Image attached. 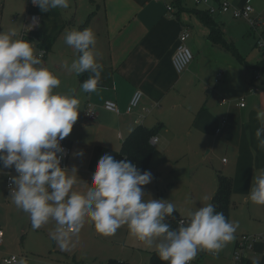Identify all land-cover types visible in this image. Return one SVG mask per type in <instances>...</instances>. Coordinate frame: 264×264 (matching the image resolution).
<instances>
[{
	"label": "crops",
	"instance_id": "0c3cea01",
	"mask_svg": "<svg viewBox=\"0 0 264 264\" xmlns=\"http://www.w3.org/2000/svg\"><path fill=\"white\" fill-rule=\"evenodd\" d=\"M228 1L238 6L247 2ZM10 3L20 7L9 11ZM198 4L196 0H70L67 9L41 12L39 6H34L30 0L27 4L26 0H0V31L15 29L19 35L28 10L42 15L40 40L35 44L47 49L45 67L61 81L55 91L75 90L82 109L72 132L63 140L71 148L67 169L76 168V191L86 192L92 186V173L104 153L118 158L124 140L135 127H156L154 136L158 141L152 143L150 139L153 147L166 149L172 137L184 134L189 140V153L194 152L197 161L192 168L206 167L208 178L200 188L201 194L198 195L197 189L191 185V212L203 206L199 205L200 197L203 204L211 203L217 189V173L221 172L233 181L230 217L238 202L247 205L248 221L258 230L251 235H264V205L248 199L254 177L264 171V150L257 147L255 137V130L259 127L256 113L264 110V82L253 81L255 90L249 92L254 72L264 59V50L245 52L233 44L235 25L241 28V23L245 24L248 35L257 33L264 40V0H251L253 15L261 20L256 30L246 21L235 19L231 13L213 15L211 22H205L202 12L207 7ZM168 5L173 6L172 12L168 11ZM227 17L231 22L226 20ZM85 28L95 32L97 61L104 66L99 91L92 93L80 89L90 73L77 76L63 66L65 61L70 65L78 56L76 50L65 43V34ZM185 29L190 30L187 43L194 53V60L186 71L178 73L172 60L179 36ZM207 69L216 70L217 82L223 77L217 87L211 86ZM136 90L143 93L140 104L127 112ZM215 92L216 96H213ZM218 96L220 99H215ZM242 97L245 98V107L235 104ZM223 98L230 102L223 104ZM108 100L117 104L119 113L105 108ZM88 107L96 108L97 115L93 120L86 118ZM223 119H226L225 124H222ZM158 124L161 125L159 128ZM81 150L82 156H73V152ZM10 175H18L14 167L0 174V229L4 231L3 242H0V264H5L3 259L12 254L20 256L14 264L21 260L30 264L33 252L51 246L62 256L73 255L76 260L77 255L89 249L85 245L89 234L96 246L114 239L128 241L127 225L113 236H103L86 219L80 232L73 236L74 247L61 250L51 238L55 221L50 220L39 229H33L29 214L12 202L7 185ZM173 187L174 183L169 182L159 191V196ZM175 213L180 218L189 216L181 215L177 209ZM239 237H236L235 246ZM199 253L198 261L203 255L202 251ZM76 264H80L79 261Z\"/></svg>",
	"mask_w": 264,
	"mask_h": 264
},
{
	"label": "clouds",
	"instance_id": "9594fccd",
	"mask_svg": "<svg viewBox=\"0 0 264 264\" xmlns=\"http://www.w3.org/2000/svg\"><path fill=\"white\" fill-rule=\"evenodd\" d=\"M31 3L41 12L70 6V0ZM65 43L78 56L63 66L77 76L90 73L80 89L98 92L104 66L97 61L95 32L91 28L71 30L65 34ZM44 55L15 29L0 31V174L14 167L18 175L9 178L10 197L18 209L29 214L33 229L55 221L51 238L61 250H69L86 219L103 236H113L127 225L137 240L148 247L155 245L160 259L168 264H191L201 250L218 256L235 240L239 222L228 221L212 203L198 207L177 228H171L166 217L173 215L176 205L164 199H145L142 186L154 179L151 171H141L132 161L118 160L109 153L98 159L92 186L86 192L76 191V168L69 171L61 166V141L77 122L80 99L73 89L55 91L61 81L43 65ZM256 119L257 147L264 150V110H257ZM82 155V150L73 152V156ZM248 199L264 205V171L254 177Z\"/></svg>",
	"mask_w": 264,
	"mask_h": 264
},
{
	"label": "rangeland",
	"instance_id": "374dc122",
	"mask_svg": "<svg viewBox=\"0 0 264 264\" xmlns=\"http://www.w3.org/2000/svg\"><path fill=\"white\" fill-rule=\"evenodd\" d=\"M27 2H29V0H26V4ZM19 7V4L10 3L9 11H13ZM226 20L231 22L229 17H227ZM241 26L242 27L240 28L235 25L236 30L234 32L235 38L233 44L241 51L250 52L256 50L259 52L260 48L258 43L261 40L259 34L255 33L256 35L254 36L248 35L245 24L241 23ZM206 71L211 78V86L217 87L220 82H222L220 80H222L223 77L220 78L219 76L220 82H217L216 78L218 79V76L216 75V70L212 71L211 69H207ZM192 89H195V87ZM205 94L208 96L206 90ZM213 96H216V92ZM215 99H220V97L218 96ZM194 155L195 153L192 151L189 153V140L184 134L172 137L166 149L154 147V153L148 168L153 174L154 179L148 185L142 186L146 194L145 199L157 198L168 200L176 205V209L181 215L188 216L193 208V192L191 185L197 189V194L199 195L201 194L200 188L208 178L207 171L205 170L206 167L199 166V169L192 168L193 165L197 163L194 159ZM208 166L210 168L212 167L209 164ZM209 172L211 173L212 171L209 170ZM169 182H173L174 187L170 190L164 191L165 193L163 196H159V191L163 190ZM198 201H200L199 205L205 206L202 197H200ZM248 218V206L238 202L237 207L235 206L233 211V216L231 214V217L229 218V221L239 222V228L235 233V240L230 242L222 251H220L218 256H214L207 250H201L203 252L201 260H197L195 263L235 264L233 256L236 248V237H241L244 234L251 235L258 232L257 226L249 223ZM92 239V235L89 234V238L85 241L86 248L89 249L84 251V253L77 255L76 260L73 255L71 257L62 256L59 252L53 250L51 246L50 248L40 247L37 252H33L30 256V264H76L77 261H79L80 264H109L110 261H117L125 264H150L149 254L156 251L155 245L148 247L131 234L129 235L127 242L114 239L112 241L104 242L103 245H101L102 247L96 246L97 244L92 242ZM52 244H54L53 241ZM26 245L28 246L29 242L26 243ZM250 251L249 255L257 258L260 264H264V239L256 240Z\"/></svg>",
	"mask_w": 264,
	"mask_h": 264
},
{
	"label": "built area",
	"instance_id": "2783aa9c",
	"mask_svg": "<svg viewBox=\"0 0 264 264\" xmlns=\"http://www.w3.org/2000/svg\"><path fill=\"white\" fill-rule=\"evenodd\" d=\"M155 1H161V0H155ZM213 1L214 0H196L197 3L204 4L207 7V11H209L211 15H217L220 13L222 14L231 13L235 19H241V20L246 21L249 24L250 28L252 29L256 30L260 27L261 20L259 17H256L253 15V6L251 4V0H247V2L241 6L234 5L228 0H218L217 3H213ZM167 9L168 11L172 12L173 6L168 5ZM33 17H37V20L34 21ZM41 23H42V15L37 11L31 10V9L28 10L26 19L24 21L23 29L20 32L19 37L32 42L37 53L40 50H43L45 52L44 57H42V62H43V65L45 66L47 49L43 46L35 44L36 40H40L38 33L40 31ZM189 37H190V30L189 29L183 30L179 36L178 45L173 55L172 62H173L175 70L178 73H182L186 71L189 68L192 61L194 60V53L187 43V40ZM260 39L261 40L258 43L259 48H262L264 50V40L262 38ZM221 75L222 74L220 73L219 76L221 77ZM253 81L264 82V70L256 69V71L254 72V78L252 79V82L249 85V92H253L255 90ZM142 96H143L142 91L136 90V92L134 93L130 101L127 112H131L134 108H136L140 104ZM221 102L225 104V103H229L230 100L227 98H223ZM235 104L240 107H245L246 105L245 98L242 97ZM104 106L108 110H111L117 113L120 112L117 104L112 100L106 101ZM85 115L87 119L93 120L97 115L96 108L88 107ZM225 123H226V119H223L222 124H225ZM217 131L220 132L221 129L218 128ZM157 141H158V137L153 136L151 138L152 143H156ZM61 145L64 149V153L62 154L64 155V159L61 161V166L67 167V160L71 154V148L67 144H65L64 141H61ZM58 155H61V154H58ZM223 161L226 162L227 159L224 158ZM11 176L12 175L8 176L7 178L8 188H10L9 178ZM186 219L187 218H180L179 223ZM3 238H4V231L0 229V242L1 243L3 242ZM258 239H264V235L244 234L243 236L238 238L236 242V246H235L236 248H235L234 256H233V258L235 259V264H243L244 260L249 257L248 254L250 250L253 248L254 242ZM19 259H20L19 255L12 254L10 256L5 257L3 259V262L5 264H14V263H17ZM198 259H199V253L197 254L196 258L193 261H191V264H194Z\"/></svg>",
	"mask_w": 264,
	"mask_h": 264
},
{
	"label": "trees",
	"instance_id": "16d2710c",
	"mask_svg": "<svg viewBox=\"0 0 264 264\" xmlns=\"http://www.w3.org/2000/svg\"><path fill=\"white\" fill-rule=\"evenodd\" d=\"M205 22H211L213 15L209 11L202 12ZM215 32V30H214ZM257 69L264 70V59L260 61ZM158 128L161 126L157 125ZM157 128H149L144 125H138L133 129V131L126 137L122 144L119 159H127L135 163L141 171L148 170L151 158L154 153V147L150 143V139L156 134ZM232 192H233V181L228 176L217 173V189L212 197L211 203L216 206V211L223 212L226 219L229 221L230 209L232 205ZM180 217L175 213L172 216L166 217V223H168L171 228H177L179 224ZM253 259L250 257L246 258L243 264H252ZM150 264H168L166 261H162L157 253L154 251L150 255ZM109 264H125L117 261H110Z\"/></svg>",
	"mask_w": 264,
	"mask_h": 264
}]
</instances>
